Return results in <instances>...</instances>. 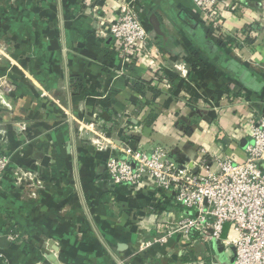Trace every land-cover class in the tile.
I'll list each match as a JSON object with an SVG mask.
<instances>
[{"label":"crops","instance_id":"1","mask_svg":"<svg viewBox=\"0 0 264 264\" xmlns=\"http://www.w3.org/2000/svg\"><path fill=\"white\" fill-rule=\"evenodd\" d=\"M123 1L154 37L149 58L129 65L105 21ZM220 1L223 39H208L214 26L194 0H0V41L19 54L13 98L0 102V156L10 161L0 177V264H234V249L220 241L182 257L180 235L140 251L141 240L163 234L166 213L185 208L150 184L113 185L105 166L127 142L165 146L182 165L202 149L246 159L242 125L264 115V0ZM139 80L159 95L138 93ZM16 167L35 172L43 188L15 184Z\"/></svg>","mask_w":264,"mask_h":264},{"label":"built area","instance_id":"2","mask_svg":"<svg viewBox=\"0 0 264 264\" xmlns=\"http://www.w3.org/2000/svg\"><path fill=\"white\" fill-rule=\"evenodd\" d=\"M194 3L201 18L217 29V37L224 38L219 18L221 1L194 0ZM105 21L125 65L149 58L154 37L133 5L123 1L118 12ZM242 126L251 138L243 161L202 149L189 164L182 165L170 157L165 146L145 148L130 142L120 148L119 156L108 157L105 166L113 185L139 190L150 184L171 193L185 208L182 212L166 213L162 217L163 234L141 240L140 251L166 244L174 235H180L182 242L188 243L181 247V256L188 255L196 244L220 241L225 248L234 249V264H264V115ZM0 133L5 136L4 132ZM132 135L129 133L128 137ZM99 142L93 140L92 143L100 149H116L113 141L106 146ZM9 163L8 157L0 156V177L6 173ZM13 175L18 185L41 189L45 184L33 171L13 170ZM226 224H229V232L223 238ZM6 234L10 241L18 238L13 231ZM2 235L0 228V240Z\"/></svg>","mask_w":264,"mask_h":264},{"label":"rangeland","instance_id":"3","mask_svg":"<svg viewBox=\"0 0 264 264\" xmlns=\"http://www.w3.org/2000/svg\"><path fill=\"white\" fill-rule=\"evenodd\" d=\"M18 55L19 54L17 53L16 48L10 46L7 43H4L3 41H0V66L4 67L6 70L0 73V102L1 103L3 102V104H6L7 106L8 104L4 103V100L2 99V97L6 96V97L13 98L15 88L10 83V76H11V73H14L16 68L19 67V56ZM13 170H20L22 172H25V169L18 168V167L14 168ZM12 177L14 181V175H12ZM38 178H40V176H38ZM41 181L44 182L42 179Z\"/></svg>","mask_w":264,"mask_h":264},{"label":"trees","instance_id":"4","mask_svg":"<svg viewBox=\"0 0 264 264\" xmlns=\"http://www.w3.org/2000/svg\"><path fill=\"white\" fill-rule=\"evenodd\" d=\"M216 28L215 27H213V28H210V30H209V32H208V34H207V36H208V39H210L211 38V36L216 32ZM219 39H223V38H221V37H218ZM223 43H224V41L223 40H221L220 42H219V45H220V47L221 46H223ZM230 60H233V59H230ZM234 61H236V60H234ZM243 64H240V66L238 67V68H240L241 70H243ZM133 87H134V89L138 92V93H140V94H142V95H145V90H149V91H151L153 94H154V96L156 97V96H158L159 95V90L152 84V81H148V80H139V81H136V82H134V84H133ZM134 137V136H133ZM186 256H188V255H185V257ZM183 257V256H182Z\"/></svg>","mask_w":264,"mask_h":264},{"label":"water","instance_id":"5","mask_svg":"<svg viewBox=\"0 0 264 264\" xmlns=\"http://www.w3.org/2000/svg\"><path fill=\"white\" fill-rule=\"evenodd\" d=\"M150 23H151V25H152V27H153V30H154V32L156 33V35L159 36V37H161L162 40H163V42H164V44L167 45L168 42L170 41V38H169L168 34L166 33V31H165V29H164V26H163V24H162L160 18L158 17V15H157L156 13H153V14L151 15V17H150ZM207 37H208V36H207ZM232 62H233L237 67L240 66L236 61L232 60ZM228 227H229V224H226V225H225V233H226ZM6 240H7L6 237H3V238H2V241H3V242H6ZM234 260H235V258H234Z\"/></svg>","mask_w":264,"mask_h":264}]
</instances>
